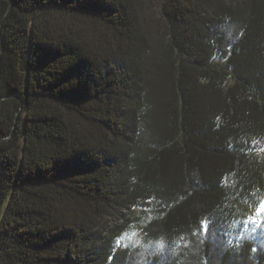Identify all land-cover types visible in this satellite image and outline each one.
<instances>
[{
	"label": "trees",
	"instance_id": "trees-1",
	"mask_svg": "<svg viewBox=\"0 0 264 264\" xmlns=\"http://www.w3.org/2000/svg\"><path fill=\"white\" fill-rule=\"evenodd\" d=\"M261 197L264 0H0V264H128L135 202L164 264H264L217 240Z\"/></svg>",
	"mask_w": 264,
	"mask_h": 264
},
{
	"label": "rangeland",
	"instance_id": "rangeland-1",
	"mask_svg": "<svg viewBox=\"0 0 264 264\" xmlns=\"http://www.w3.org/2000/svg\"><path fill=\"white\" fill-rule=\"evenodd\" d=\"M140 212L137 202L124 206L120 212L121 218L111 221L108 229L111 230L112 228V237L119 232L120 236L116 240L122 236L131 248V255L127 260L128 264H164V259L166 255L167 257L171 255V250L163 245L161 240L155 242L154 238L149 237L141 226L133 225L131 220ZM134 224L136 223L134 222ZM234 228L227 235L220 237L221 239H217L221 242L219 246L224 245V243L228 244L229 237L234 239L239 232H242L248 234L264 248V197L259 198L254 206L248 205L242 209L235 220ZM110 233L106 232L108 235Z\"/></svg>",
	"mask_w": 264,
	"mask_h": 264
}]
</instances>
